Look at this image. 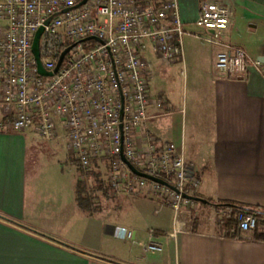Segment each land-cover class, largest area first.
<instances>
[{
    "label": "built area",
    "instance_id": "1",
    "mask_svg": "<svg viewBox=\"0 0 264 264\" xmlns=\"http://www.w3.org/2000/svg\"><path fill=\"white\" fill-rule=\"evenodd\" d=\"M229 21L228 6L204 2L194 23L213 29L207 40L219 43ZM183 34L178 0H0V130L62 138L83 171L106 166L114 193L162 196L175 234L199 180L173 142L158 144L143 126L156 115L147 111L146 51L172 63L182 57ZM224 46L219 72L243 78L250 66L264 77L263 63L241 46ZM236 220L242 237L256 227L254 213L240 211Z\"/></svg>",
    "mask_w": 264,
    "mask_h": 264
},
{
    "label": "crops",
    "instance_id": "2",
    "mask_svg": "<svg viewBox=\"0 0 264 264\" xmlns=\"http://www.w3.org/2000/svg\"><path fill=\"white\" fill-rule=\"evenodd\" d=\"M178 2L184 34L182 57L174 62L187 67L190 94L183 101L162 90L151 95L150 77L147 111L156 115L143 128L158 144L173 142L199 180L194 195L198 199L179 214L181 229L172 234V209L162 196H154L140 202L137 218L129 224L96 228L91 247L100 251L86 249L82 236H57L59 228H46L55 216L48 200L43 201L49 195L31 183L27 150L32 145L26 132L0 130V213L17 221L0 217V264H264V241L252 239L254 229L236 238L225 235L219 225L225 213L222 203L264 208V77L250 66L243 78L215 67L224 44L241 46L254 59L264 55V0ZM204 2H220L230 9L219 43L208 41L210 29L194 23ZM158 60L161 66L174 64ZM158 97L163 100L160 107ZM155 118L168 121L158 124ZM118 194L141 195L112 191L111 197ZM135 220L148 224L149 241L159 242L160 251L145 249ZM255 230L264 232V226L258 223ZM105 236L112 247L103 248Z\"/></svg>",
    "mask_w": 264,
    "mask_h": 264
},
{
    "label": "rangeland",
    "instance_id": "3",
    "mask_svg": "<svg viewBox=\"0 0 264 264\" xmlns=\"http://www.w3.org/2000/svg\"><path fill=\"white\" fill-rule=\"evenodd\" d=\"M194 28L198 29L196 26ZM146 57L151 70V95L162 90L166 96L177 101H183L186 96H189L191 77L190 73L186 71L185 64L174 62L171 66H161L158 58L149 51H146ZM161 108L159 110H163ZM150 112L148 110V113ZM154 120L161 124L167 123L168 118H155ZM23 132H26L29 143L33 146L29 145L31 147H28L27 150L31 183H34L35 189L43 192L44 195H49V198H43V201L47 202L48 200L55 216L47 221L46 228L51 229L52 232H56V228H59L60 232L57 236L61 235V232L68 236H74V234L82 236L79 237V240L82 238L83 243L81 244H85L86 249L90 252L100 251L101 249L97 247H91V243L95 242L93 240L98 233L96 228L103 224H129L130 221L137 218L138 210L141 207L140 202H144V198L150 199V196L143 197L142 195L136 197L118 194L110 198L101 196L95 199L99 205V213L81 209L74 198V184L81 174L74 158L64 146H59L64 143L63 139L46 141L32 131L25 130ZM134 224V226H139L138 239L142 237L143 242L147 244L151 236L148 224L141 221H136ZM80 231L82 234H79ZM102 242L104 243L103 248H106V246H111L109 243L112 241L105 236L101 240Z\"/></svg>",
    "mask_w": 264,
    "mask_h": 264
},
{
    "label": "trees",
    "instance_id": "4",
    "mask_svg": "<svg viewBox=\"0 0 264 264\" xmlns=\"http://www.w3.org/2000/svg\"><path fill=\"white\" fill-rule=\"evenodd\" d=\"M77 163L76 159H74ZM78 165V163H77ZM80 178L74 184V198L76 204L83 210H88L91 213H97L99 205L95 202L96 198L104 196L111 197V187L109 186L105 171L106 166H92L90 170L83 171L78 165ZM99 193V194H98ZM225 209V213L220 219L219 225L225 235L229 237H239L240 229L236 215L240 211L251 212L256 216V225L261 223L264 226V208L258 206H247L239 203L226 202L220 204ZM0 217L10 222L17 223L13 218L0 213ZM252 239L255 241H264V232H258L254 228Z\"/></svg>",
    "mask_w": 264,
    "mask_h": 264
},
{
    "label": "water",
    "instance_id": "5",
    "mask_svg": "<svg viewBox=\"0 0 264 264\" xmlns=\"http://www.w3.org/2000/svg\"><path fill=\"white\" fill-rule=\"evenodd\" d=\"M211 33L213 32V29H210L209 30ZM38 34L39 33H37L36 34V36H35V38H34V40H33V44H32V49H33V52H37V38H38ZM256 59L259 61V62H261V63H263L264 64V55H259V56H257L256 57ZM133 169V168H132ZM133 171L134 172H136L134 169H133ZM136 173H138V172H136ZM138 174H141V173H138ZM191 199H193V200H197L198 198L197 197H195V196H192V197H190Z\"/></svg>",
    "mask_w": 264,
    "mask_h": 264
}]
</instances>
